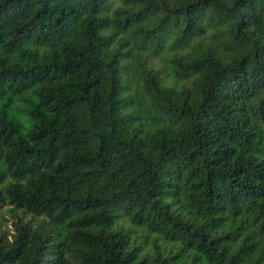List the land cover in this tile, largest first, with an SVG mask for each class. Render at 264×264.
<instances>
[{"label":"trees","instance_id":"16d2710c","mask_svg":"<svg viewBox=\"0 0 264 264\" xmlns=\"http://www.w3.org/2000/svg\"><path fill=\"white\" fill-rule=\"evenodd\" d=\"M0 264H264V0H0Z\"/></svg>","mask_w":264,"mask_h":264}]
</instances>
